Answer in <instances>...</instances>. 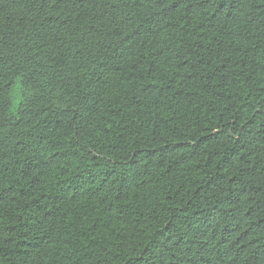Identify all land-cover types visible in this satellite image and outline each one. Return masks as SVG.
<instances>
[{
  "label": "trees",
  "instance_id": "trees-1",
  "mask_svg": "<svg viewBox=\"0 0 264 264\" xmlns=\"http://www.w3.org/2000/svg\"><path fill=\"white\" fill-rule=\"evenodd\" d=\"M0 264H264V0H0Z\"/></svg>",
  "mask_w": 264,
  "mask_h": 264
}]
</instances>
